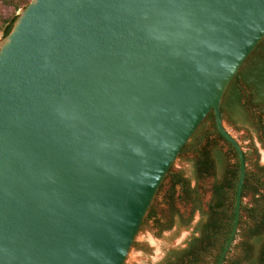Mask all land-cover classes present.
Listing matches in <instances>:
<instances>
[{"label": "water", "instance_id": "1", "mask_svg": "<svg viewBox=\"0 0 264 264\" xmlns=\"http://www.w3.org/2000/svg\"><path fill=\"white\" fill-rule=\"evenodd\" d=\"M264 41V0H32L0 43V264H126L207 117L240 178L225 95Z\"/></svg>", "mask_w": 264, "mask_h": 264}, {"label": "trees", "instance_id": "2", "mask_svg": "<svg viewBox=\"0 0 264 264\" xmlns=\"http://www.w3.org/2000/svg\"><path fill=\"white\" fill-rule=\"evenodd\" d=\"M32 0H0V35H10L19 18ZM225 124L237 129H248L258 134L264 145V41L251 55L239 75L230 85L222 105ZM224 144V146H222ZM194 155V175L198 182L212 180L211 201L208 211L203 209V197L199 187L192 188L181 174H173L172 187L166 195L169 216L158 214L152 207L148 220H154L161 230H171L175 225L189 227L176 205L177 202L193 205L204 220L197 226L196 233L185 250L168 253L163 264H218L228 243L235 222L236 195L240 178L237 152L219 133L215 116L211 113L184 148L183 154ZM248 163L247 155L245 154ZM180 187L178 194L177 188ZM252 197L249 205H242L237 251L235 244L225 264H264V167L256 164L255 173H247L243 188V199ZM210 259L207 262V259Z\"/></svg>", "mask_w": 264, "mask_h": 264}, {"label": "rangeland", "instance_id": "3", "mask_svg": "<svg viewBox=\"0 0 264 264\" xmlns=\"http://www.w3.org/2000/svg\"><path fill=\"white\" fill-rule=\"evenodd\" d=\"M23 10V9H22ZM20 13V12H19ZM19 15V14H18ZM4 41L0 35V43ZM228 131L235 137L242 145L245 154L248 158L247 169L248 173L256 172V164L264 167V145L261 143L258 134L248 129H237L226 124ZM224 146V144H222ZM194 155L186 153L180 156L178 161L173 166L170 175L164 182L158 196L156 197L152 207L158 214V218H162L164 214L169 216V208L166 205V195L170 190L171 175L179 173L190 182L191 187L201 190L209 191L211 189L212 180L205 182H198L194 175L193 168ZM178 194L180 188H177ZM212 194L205 193L203 197V209L208 211L207 204L211 201ZM252 202V197L245 198L244 205H249ZM151 207V208H152ZM180 214L184 216L185 220H191L189 227L175 225L171 230L161 231L155 226L154 220H145L142 228L138 234L137 240L130 253L126 264H163L169 252L174 250H185L188 242L193 236H199L196 233L197 226L204 220L200 211L194 210L193 205H186L177 202L176 205ZM240 239L237 240L233 253L237 251L236 247L239 245ZM207 262L210 261L208 258Z\"/></svg>", "mask_w": 264, "mask_h": 264}, {"label": "flooded vegetation", "instance_id": "4", "mask_svg": "<svg viewBox=\"0 0 264 264\" xmlns=\"http://www.w3.org/2000/svg\"><path fill=\"white\" fill-rule=\"evenodd\" d=\"M176 174H178V173H176ZM172 183H173V180H172V178H171V180H170V188L172 187ZM180 188V187H179Z\"/></svg>", "mask_w": 264, "mask_h": 264}]
</instances>
